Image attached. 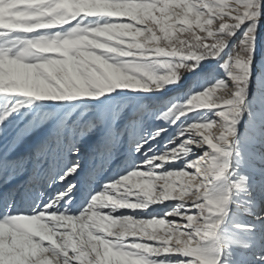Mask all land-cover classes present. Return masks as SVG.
<instances>
[{
	"label": "snow or ice",
	"instance_id": "6c2138e0",
	"mask_svg": "<svg viewBox=\"0 0 264 264\" xmlns=\"http://www.w3.org/2000/svg\"><path fill=\"white\" fill-rule=\"evenodd\" d=\"M0 264H264V0H0Z\"/></svg>",
	"mask_w": 264,
	"mask_h": 264
}]
</instances>
